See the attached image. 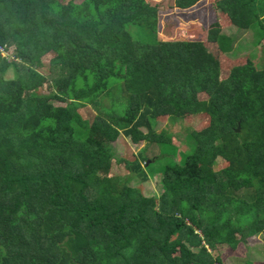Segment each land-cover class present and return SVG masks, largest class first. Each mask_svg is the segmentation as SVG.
Returning <instances> with one entry per match:
<instances>
[{
	"label": "trees",
	"instance_id": "obj_1",
	"mask_svg": "<svg viewBox=\"0 0 264 264\" xmlns=\"http://www.w3.org/2000/svg\"><path fill=\"white\" fill-rule=\"evenodd\" d=\"M222 5L263 41L264 0ZM158 11L146 0H0V47L13 57L0 54V264H223L219 245L258 233L264 244V53L220 79L203 42L159 41ZM207 40L232 51L217 22ZM104 96L109 112L84 128L78 110ZM186 115L206 126L187 132L192 149L165 166L157 198L108 175L120 134L169 144L154 120ZM141 164L125 161L146 181Z\"/></svg>",
	"mask_w": 264,
	"mask_h": 264
},
{
	"label": "rangeland",
	"instance_id": "obj_2",
	"mask_svg": "<svg viewBox=\"0 0 264 264\" xmlns=\"http://www.w3.org/2000/svg\"><path fill=\"white\" fill-rule=\"evenodd\" d=\"M64 3L66 0H59ZM80 3L83 0H72ZM149 4L158 7L157 35L159 41H200L203 42L209 53L220 63V79H225L232 67L243 65L247 61L259 64L264 53V39L257 43L252 31H239L233 27L225 15L223 0H202L192 8L179 10L174 7L173 0H146ZM218 23L221 32L229 37L232 42V51L224 54L219 52L216 43L207 40L208 29ZM11 54L12 50L7 51ZM6 55V54H5ZM54 56L51 52L41 55L42 67L38 70L47 76L50 72L49 62ZM12 71L8 70L6 77H11ZM50 82H46L40 93L48 94L51 91ZM116 88H112L114 92ZM117 90V89H116ZM112 94V93H111ZM114 95V94H112ZM115 96V95H114ZM199 100H206L204 93L198 94ZM110 98L104 96L95 106H84L78 110L84 128H89L96 115L106 116L110 108ZM205 115H186L183 120H172L168 117H159L153 122L155 132L165 133L170 138L169 144H149L140 142L133 144L129 137L120 134L110 143L112 152L111 169L109 176L127 179V185L138 189L146 197L157 198L161 191V179L165 166L168 164L182 163L192 147L187 145V132L200 130L206 126ZM145 131V130H143ZM90 134L94 133L90 131ZM103 145L106 141L99 136ZM168 138V139H169ZM143 159H148L145 163ZM137 160L147 175L146 181L140 176L130 173L125 166V161ZM148 162V163H147ZM226 163L218 159L215 170L225 167ZM104 175H107L104 174ZM262 218L264 214H260ZM262 234L249 237L246 242L238 244L236 249H230L225 245L217 246L214 255L218 256L223 264H264V244ZM196 251V249H193Z\"/></svg>",
	"mask_w": 264,
	"mask_h": 264
},
{
	"label": "built area",
	"instance_id": "obj_3",
	"mask_svg": "<svg viewBox=\"0 0 264 264\" xmlns=\"http://www.w3.org/2000/svg\"><path fill=\"white\" fill-rule=\"evenodd\" d=\"M0 54L2 57H5L8 61L13 60V57H11V54H8V52L5 51L3 47H0Z\"/></svg>",
	"mask_w": 264,
	"mask_h": 264
},
{
	"label": "water",
	"instance_id": "obj_4",
	"mask_svg": "<svg viewBox=\"0 0 264 264\" xmlns=\"http://www.w3.org/2000/svg\"><path fill=\"white\" fill-rule=\"evenodd\" d=\"M236 131H237V132L239 131V127H237Z\"/></svg>",
	"mask_w": 264,
	"mask_h": 264
},
{
	"label": "clouds",
	"instance_id": "obj_5",
	"mask_svg": "<svg viewBox=\"0 0 264 264\" xmlns=\"http://www.w3.org/2000/svg\"><path fill=\"white\" fill-rule=\"evenodd\" d=\"M148 163V162H147ZM146 164V163H145Z\"/></svg>",
	"mask_w": 264,
	"mask_h": 264
}]
</instances>
